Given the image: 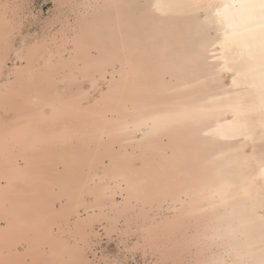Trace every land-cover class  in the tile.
I'll use <instances>...</instances> for the list:
<instances>
[{
    "label": "snow or ice",
    "instance_id": "snow-or-ice-1",
    "mask_svg": "<svg viewBox=\"0 0 264 264\" xmlns=\"http://www.w3.org/2000/svg\"><path fill=\"white\" fill-rule=\"evenodd\" d=\"M38 6L33 0H0V76L7 73L5 99L8 82L19 72L16 65L8 66L10 60H19L36 47L25 36L31 25L39 24L58 45L71 37L62 14L50 12L45 19ZM68 7L58 2L54 12ZM71 7L112 8L118 17L121 9L136 10L158 21L161 34L167 26L165 35L172 38V48L164 49L165 59L148 68L138 63L136 51L128 49L122 56L89 65L97 74L118 68L126 91L141 76L159 81V87L133 102L134 115L121 120L112 134L134 137L141 144L174 137L177 150L201 138L206 146L232 143L227 144L228 151L218 150L213 156V162H223V167L213 163L214 174L192 173L176 189L178 203L194 198L201 203L199 208L176 209L184 215L170 219L173 242L168 247L149 238V226L140 230L147 208L146 201L144 209L139 207L145 196L143 181L113 156L105 159L104 166L112 180L126 185L121 203L112 201V185L96 192L74 187L67 200L62 196L58 203H44L35 219L18 218L37 236L34 244L21 250L7 210L12 183L8 170L15 161L6 138L3 160L8 183L3 185L0 264H264V0H151ZM169 51H178V58L167 62ZM170 75L184 77L183 86H170ZM92 83L95 88L98 81L93 77ZM50 107L55 111V105ZM226 169L238 170V176ZM177 172L185 176L179 168ZM171 191L157 195L166 199ZM188 217H200L204 226L188 224ZM141 251L153 259L141 262Z\"/></svg>",
    "mask_w": 264,
    "mask_h": 264
},
{
    "label": "bare ground",
    "instance_id": "bare-ground-1",
    "mask_svg": "<svg viewBox=\"0 0 264 264\" xmlns=\"http://www.w3.org/2000/svg\"><path fill=\"white\" fill-rule=\"evenodd\" d=\"M52 1L54 9L58 2L69 5L66 10L53 14H62L66 25H70L71 37H65L58 45L39 24L31 25L25 36L36 47L19 60H10L8 66L16 65L19 72L8 82L7 99V73L0 76V229L4 227L3 185L8 183L4 179L3 160L7 138L15 161V166L8 170L12 183L7 210L21 250L34 244L37 236L22 227L18 218L35 219L44 203H58L62 196L67 200L74 187L96 192L112 185L111 199L117 205L121 203L126 185L121 187L112 180L104 166L105 159L113 156L143 181L145 196L139 207L144 209L146 201L147 208L139 223L140 230L149 226V238L168 247L173 242L169 238V221L184 215L176 209L199 208L201 203L195 198L188 199L186 204L178 203L180 196L176 189L192 173L214 174L213 163L223 167V162H213V156L218 150L228 151L227 144L232 142L206 146L205 138H201L186 142L177 150L174 137L141 144L134 137L112 134L121 120L134 115L130 111L133 102L147 90L159 87V81L141 76L135 84H128L126 91L118 68L97 74L89 70V65L94 60L122 56L128 49L137 52L138 63L151 67L165 59L166 46L170 49L173 46L172 38L165 35L168 28L164 26L165 34H161L158 21L140 16L136 10L121 9L118 17L117 10L112 8L71 7L74 4H146L151 0ZM39 5L37 11L47 19L42 3ZM178 56V51H169L167 62ZM93 77L98 81L95 88ZM184 80L170 75L168 84L182 87ZM70 103L76 107H67ZM50 105L56 106L55 111ZM5 115L9 116L7 121ZM138 164L142 166L134 167ZM177 168L183 171L184 177L179 176ZM226 171L238 176V170ZM166 189L172 190L169 197H158ZM187 223L204 226L200 217H188ZM138 258L141 262L145 258L153 259L151 255L145 257L142 251Z\"/></svg>",
    "mask_w": 264,
    "mask_h": 264
},
{
    "label": "rangeland",
    "instance_id": "rangeland-1",
    "mask_svg": "<svg viewBox=\"0 0 264 264\" xmlns=\"http://www.w3.org/2000/svg\"><path fill=\"white\" fill-rule=\"evenodd\" d=\"M39 3H42V7L44 10V13L46 15H48L50 12L55 13L54 12V3L52 0H33V4L34 5H39Z\"/></svg>",
    "mask_w": 264,
    "mask_h": 264
}]
</instances>
